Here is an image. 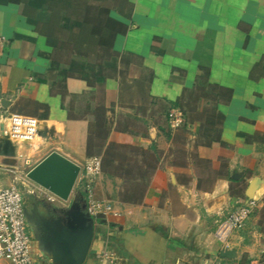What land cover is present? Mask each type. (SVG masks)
<instances>
[{
    "label": "crops",
    "instance_id": "0c3cea01",
    "mask_svg": "<svg viewBox=\"0 0 264 264\" xmlns=\"http://www.w3.org/2000/svg\"><path fill=\"white\" fill-rule=\"evenodd\" d=\"M89 3L93 34L57 47L36 8L0 0V162L100 158L99 222L125 248L114 264H264V0ZM10 113L38 120L34 141L9 138ZM254 179L253 213L217 238Z\"/></svg>",
    "mask_w": 264,
    "mask_h": 264
},
{
    "label": "built area",
    "instance_id": "2783aa9c",
    "mask_svg": "<svg viewBox=\"0 0 264 264\" xmlns=\"http://www.w3.org/2000/svg\"><path fill=\"white\" fill-rule=\"evenodd\" d=\"M3 41L4 37L0 34V45ZM166 116L168 127L171 129L182 126L185 120L183 111L178 107L170 108ZM3 118L8 123L7 134L11 140L15 142L34 141L38 129V120L35 117L10 113L3 115ZM34 165L30 158L23 160L22 170L0 162V178L3 175L11 176L9 185H0V261L7 260L10 264H38L37 258L41 257L38 251L36 252L39 254L35 253L33 255L32 253L34 239L23 213L27 200L25 193L34 195V190L29 188L31 181L26 177V173ZM83 170L85 173L84 178L88 182H95L101 174L100 158L92 157L88 159L83 165ZM19 172H22V177L18 175ZM42 196L49 202L54 200L55 195L47 191ZM255 207L256 200L248 198L245 203L232 210L218 224L215 236L225 240L232 231L244 225ZM109 209L110 206L105 201L95 198L92 191L88 189L86 210L92 218H97L98 214L105 215ZM102 254L104 259L108 258L107 264H114L108 253L103 252ZM248 264L257 263L250 262Z\"/></svg>",
    "mask_w": 264,
    "mask_h": 264
},
{
    "label": "water",
    "instance_id": "95a60500",
    "mask_svg": "<svg viewBox=\"0 0 264 264\" xmlns=\"http://www.w3.org/2000/svg\"><path fill=\"white\" fill-rule=\"evenodd\" d=\"M80 171V165L52 151L30 168L26 177L62 201H68ZM257 181L254 179L250 183L246 191L248 198L253 196ZM25 197L32 202L37 201L29 193H25ZM60 209L62 215L54 217L46 214V208L41 211L38 204L31 210L25 205L23 213L32 229L39 227L42 231L43 234L36 233L34 238L51 264H82L91 246L94 219L87 212L86 201L81 196ZM230 254L232 251L222 253L224 256Z\"/></svg>",
    "mask_w": 264,
    "mask_h": 264
},
{
    "label": "rangeland",
    "instance_id": "374dc122",
    "mask_svg": "<svg viewBox=\"0 0 264 264\" xmlns=\"http://www.w3.org/2000/svg\"><path fill=\"white\" fill-rule=\"evenodd\" d=\"M86 1H88V0H70L71 8L73 9V11L71 10L70 15L74 18L78 17L80 12H83V9H84L83 4ZM79 3H81V6L79 5ZM78 10H79V13H78ZM62 38H64L65 40H68L70 43H73V41L71 39L64 37L63 34L60 36V39H62ZM69 42H68V44L70 45ZM123 168L127 169L126 167H123ZM84 175H85V173L83 170V166H81V171H80L79 176L75 182V185L73 187V190L71 192L69 200L68 201H62L58 197L54 196V200L49 201L50 204L54 207H57V208H59V207L65 208V207H68V205L72 199H74L75 197H78V196H81L87 202V200H88V189H90L92 191L95 198H98L96 195L95 182H88L86 180V178H84ZM29 188L34 190V195H36V193H37V195H39L40 198H42V199L44 198V196H42L43 193H47L46 190L39 187L38 185H36L32 181L29 184ZM98 216L102 217V214H98L97 218H93L94 219V221H93L94 233H93V237H92V242H91V246L89 249V253L86 257V260L82 264H107L106 261H108V258L104 259L103 254H102L103 252L108 253V255H110V257L112 259H114L113 261H117L118 257H117L116 249L117 248L125 249L124 246L120 242L117 241V238H118L117 229H115V228L112 229V228L107 227L106 225H102L99 222ZM125 236L126 235H124L122 238H124ZM45 256H46V258L42 259L43 263L45 262V264H51L47 255H45ZM0 264H10V263L7 260H1Z\"/></svg>",
    "mask_w": 264,
    "mask_h": 264
},
{
    "label": "trees",
    "instance_id": "16d2710c",
    "mask_svg": "<svg viewBox=\"0 0 264 264\" xmlns=\"http://www.w3.org/2000/svg\"><path fill=\"white\" fill-rule=\"evenodd\" d=\"M24 2L26 14L29 13L30 8H36L37 16L43 19L42 24H44V32L52 37L50 42L57 47L68 45V40H65L64 38L60 39L62 34L64 37L71 39L74 45L75 43H79L78 38L73 34L74 30L81 28L87 33L93 34L92 30H94L97 23L91 21L90 18L101 10L99 5L89 3L83 6V12H80V14L83 13V15H86L88 20L80 22L78 20L71 19L69 16L71 10L73 11L70 0H24ZM50 2L53 3L51 4ZM35 3H37L36 6ZM87 42H89V44L95 43V39L89 37ZM101 218L102 217H99L98 219L100 220Z\"/></svg>",
    "mask_w": 264,
    "mask_h": 264
},
{
    "label": "flooded vegetation",
    "instance_id": "af4514ba",
    "mask_svg": "<svg viewBox=\"0 0 264 264\" xmlns=\"http://www.w3.org/2000/svg\"><path fill=\"white\" fill-rule=\"evenodd\" d=\"M35 204H38L40 207H39V209L42 211L44 208H46L47 209V212H46V214L49 216V215H51V216H54V217H57V216H60V215H62V211H61V209L60 208H64V207H59V208H57V207H54V206H52L51 204H50V202H48V201H45L44 199H38V201H35V202H32V201H30V200H26V207H28L30 210L33 208V205H35ZM42 205V206H41ZM53 208H55V210H53ZM28 228H29V230H30V232L32 233V235H33V239H34V241H33V247H32V253H33V255L35 254V253H37L36 251H38L39 253H40V255H41V257H38L37 258V262H38V264H40V261H41V264H45V262L43 263V261H42V259H44V258H46V256H45V254L43 253V252H41V249H40V247H39V243H38V241L37 240H35V238H34V235L37 233V234H43L42 233V231H40V229H39V227H34L33 229L30 227V226H28ZM39 253H37V254H39ZM49 259V258H48Z\"/></svg>",
    "mask_w": 264,
    "mask_h": 264
}]
</instances>
